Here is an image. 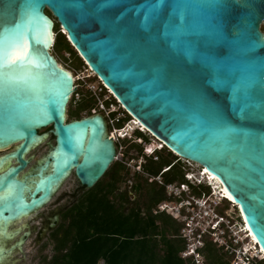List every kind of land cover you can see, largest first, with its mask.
<instances>
[{
	"label": "water",
	"instance_id": "water-1",
	"mask_svg": "<svg viewBox=\"0 0 264 264\" xmlns=\"http://www.w3.org/2000/svg\"><path fill=\"white\" fill-rule=\"evenodd\" d=\"M69 2L71 7H61ZM155 2L0 0V30L9 28L0 54L23 33L37 62H24L16 82L0 80V149L17 145L0 165L9 159L19 163L0 171V264H16L12 255L23 254L29 235V229H10L12 224L42 213L71 173L92 188L117 156L103 115L67 119L75 87L49 51L53 17L129 115L174 155L218 179L264 249V0H243L245 8L229 0L219 34L194 14L197 34L190 36L169 26L171 0L146 27V10ZM49 136L55 144L49 143L29 174L20 175L28 165L25 154ZM249 209L256 212L255 223Z\"/></svg>",
	"mask_w": 264,
	"mask_h": 264
},
{
	"label": "trees",
	"instance_id": "trees-1",
	"mask_svg": "<svg viewBox=\"0 0 264 264\" xmlns=\"http://www.w3.org/2000/svg\"><path fill=\"white\" fill-rule=\"evenodd\" d=\"M65 38V34L59 33L54 46L72 52L71 44ZM80 60L85 66L81 57ZM92 106V99L81 101L77 111H69L70 118H82L79 112ZM136 134L141 138L144 136L140 130ZM176 164L166 158L151 159L145 169L157 176L163 168H168L162 173L165 184L186 181L183 174L176 171ZM124 168L112 163L104 175L111 174L110 181L101 185V178L65 211L62 226L51 231L54 253L46 264H185L180 257L185 249L184 240L169 237L170 231L177 235L179 228L170 217L163 219L151 214L153 205L170 199L164 185L159 188L135 185V188L145 190L147 201L144 208L136 203L129 208L126 205L132 203L129 194L117 193L121 181L119 172ZM193 193L199 194L200 190L193 188ZM144 209L149 214L144 213ZM160 218L162 227L157 223ZM212 244L206 242L203 249L210 264H229L224 260L225 255L219 254ZM260 263L264 264V259Z\"/></svg>",
	"mask_w": 264,
	"mask_h": 264
},
{
	"label": "rangeland",
	"instance_id": "rangeland-1",
	"mask_svg": "<svg viewBox=\"0 0 264 264\" xmlns=\"http://www.w3.org/2000/svg\"><path fill=\"white\" fill-rule=\"evenodd\" d=\"M50 16L52 17V15ZM53 19L55 20L54 30L56 37L59 33L63 35L60 24L57 22V20L54 17ZM261 29L264 32V22L261 26ZM65 39L66 41H68L67 37ZM71 46L69 47L72 49V52L65 49L64 47L58 48L56 46H53L51 48V52L56 57L57 61L64 68L70 70L75 77V84H74L75 90L68 103L67 119L68 120L76 119L75 117L70 118L69 111L71 110L77 111L81 101L92 99L93 106L91 108H87L85 110L80 111L79 116L85 117L92 115L95 112L104 115L106 117L108 134H109V132L113 130L114 126L121 127L125 125L126 121H128L129 119V115L123 112L121 105L108 93L107 89L104 88L102 81L90 70V68L86 65L85 62H84L85 63L84 66V64L80 60V55L74 49V47ZM113 111H115V113L109 115V113ZM49 129H51V126L42 129L40 131L41 133H44L47 132ZM126 132L132 134L133 131L129 132L127 130ZM143 134L144 136H142V141H143L142 143L137 142L136 135L138 134H135L132 139L126 138L124 140L120 139L119 141H115L117 147V156L113 164L116 163V167H119L120 165H123L125 167L119 172L121 181L118 183V190H117L118 192L117 191L116 192L117 193L125 192L129 194L130 200L132 201V203L126 204L127 207L129 208L132 207L134 203L139 204L140 206L143 207L145 202L147 201V199L144 196L145 190L144 189L139 190V188H135V185L140 184L143 186V188H147V187L159 188L160 186L162 187L160 181H163L165 179L164 176H162V172L164 168L162 169L161 173L157 176L151 175L145 169V166L148 165V162L151 159L154 161H160L162 158H166L172 162H177L176 171H180V173L183 174L184 177H185V173L190 172L192 174H195L194 177L195 181L197 180L201 181V179H199L198 176L201 167L197 166L195 163L186 162L183 159H179L178 157H176V155L171 154L169 150L164 147L160 148V150L158 149L154 153V155H148L146 153L147 146L153 143L152 142L153 137L145 132H143ZM49 140H51L50 143L52 145L55 144V137L52 138L51 136H49L46 140H44L42 143L37 145L33 150L35 156L32 163H35V161L39 160L41 157L45 155V153L48 152L49 147H47L45 143L49 142ZM110 179H111V174H107L100 180L101 185L106 182H109ZM202 183L203 185L200 186L198 189L202 192H206V194H210L212 189L211 185L206 184L205 181ZM77 189H78V180L75 177L74 173H71L69 177L63 182L61 187L57 190L52 200L49 203H47L43 208H41L40 212L48 213L51 212L53 209H55L56 206L64 207L70 205L71 203L74 202L76 198L74 197V194L77 192ZM166 196L168 195L166 194ZM118 197L119 195L117 196L116 200L118 199ZM207 199H210V202L215 201V204L219 203L218 206H215L216 212L218 214L225 217L228 216L235 223L239 220L238 208L233 207V205L228 201L221 200V198L218 195L214 197L209 195ZM165 201H168V199ZM159 204L160 203H158L157 205H153L151 214L156 215L155 210H158ZM143 211L144 213L149 214L147 210L144 209ZM157 215L163 219H167L170 217L172 219V223L179 228L177 235H172L174 234V231H170L171 233H169V237L171 238L176 237L183 239L182 238L183 236H181L184 228L183 222L177 220L168 212H159ZM161 218L158 219L157 223L159 226L162 227L163 225L161 224L162 223ZM34 219L35 217H30L28 221H30L31 224H33ZM36 220L38 221V219ZM40 233H41L40 229L29 230V235L22 244V251L24 256L22 252H15L12 255L13 262H15L16 264H46V260H49L54 253L53 250L54 242L51 239V231L47 232L40 241H37ZM183 240H184L185 248H187L189 246L188 241L187 240L185 241V239ZM203 241H204V246L202 248L201 253L204 258V264H210L209 259L206 257V254L204 255L203 253L204 252L203 249L205 247L206 242H212L213 243L212 246L214 247V249H216L219 254L225 255L224 260L227 261L229 264H232V256L224 248L220 247L219 244L211 240L210 237H203ZM246 243L247 245H250V243L248 242ZM251 255H253V253H251ZM252 264H261V263L258 258H255V261L252 260Z\"/></svg>",
	"mask_w": 264,
	"mask_h": 264
},
{
	"label": "built area",
	"instance_id": "built-area-1",
	"mask_svg": "<svg viewBox=\"0 0 264 264\" xmlns=\"http://www.w3.org/2000/svg\"><path fill=\"white\" fill-rule=\"evenodd\" d=\"M103 86L117 101L112 92L106 88L105 85ZM121 108L124 113L129 115L122 105ZM114 113L115 111L109 113V115ZM134 120L135 118L129 115V119L126 121L125 125L121 127L114 126L113 130L109 132V135L111 137L113 136L115 141H119L120 139L124 140L126 138L132 139L137 130L147 133V131L137 123L135 124L136 128L133 130L132 134L126 132L127 126ZM121 132L124 134L122 138L119 137ZM136 139L138 143L143 142L142 138L137 135ZM155 152L156 150L151 154H147L154 155ZM167 169L168 168H165L163 172ZM191 175L192 173L187 172L185 175L186 181L181 184L177 182L165 184L163 181H160V183L164 185L170 200L161 202L158 205V210H155L156 214L159 212H168L174 218L184 223L181 236H183L182 238L185 239V241H188L189 246L180 253V257L184 260L185 264H204V258L201 253L204 246L203 237H210L211 240L229 252L232 256V264H252V260L255 261V258L259 260L264 259V252L258 242L252 238L251 232L247 228L242 217L235 223L228 216L225 217L216 212L215 206H218L219 203L215 204V201L210 202V199H207L209 195L214 197L211 188L210 194H206V192L202 191H200L199 194H193V188H199L203 183L199 180L195 181ZM220 198L221 200L224 199L222 197ZM177 200H179L178 203L176 202ZM246 242L250 243V245H247ZM251 253H253V255H251Z\"/></svg>",
	"mask_w": 264,
	"mask_h": 264
},
{
	"label": "snow or ice",
	"instance_id": "snow-or-ice-1",
	"mask_svg": "<svg viewBox=\"0 0 264 264\" xmlns=\"http://www.w3.org/2000/svg\"><path fill=\"white\" fill-rule=\"evenodd\" d=\"M167 0H156L155 3L149 5L146 10L144 23L149 26L150 23L157 19L161 9L166 5ZM231 3L238 5L240 8H245L247 5L243 0H231ZM72 4L62 3L61 7H71ZM172 12L169 14L168 24L174 29L175 34L179 36H190L197 34L191 26L190 17L194 14H199L204 17L207 22L206 27L210 28L213 34H219L221 31V13L229 7V0H171ZM177 18L180 21L176 25ZM213 21L215 23H213ZM241 23L248 24V21L242 17ZM250 26V25H249ZM205 29H200L203 32ZM9 34V28L5 27L0 30V50H2ZM9 50L6 54H0V80L7 79L11 82H16L21 79V70L25 69L24 62L36 65V54L29 55L28 38L25 34L20 33L9 43ZM9 70V71H5ZM250 218L253 223L256 221V212L254 209H249ZM260 234L264 235V228L260 229ZM255 239V237H254ZM264 251V249H262Z\"/></svg>",
	"mask_w": 264,
	"mask_h": 264
},
{
	"label": "flooded vegetation",
	"instance_id": "flooded-vegetation-1",
	"mask_svg": "<svg viewBox=\"0 0 264 264\" xmlns=\"http://www.w3.org/2000/svg\"><path fill=\"white\" fill-rule=\"evenodd\" d=\"M47 14L49 15H52L51 12L49 10H46ZM50 130V129H49ZM48 130V131H49ZM41 133V131H40ZM52 135V134H51ZM49 143L50 142H46L45 145L47 147H49ZM17 145H12L8 148H5V149H0V158L15 151ZM36 146H34L33 148H31L24 156V158L26 160H28V165L20 172V175H24V174H29L33 168H35L38 164V160L35 161V163H32L33 159H34V152L33 150L35 149ZM49 151V150H48ZM48 153V152H47ZM45 153V155L47 154ZM44 155V156H45ZM179 158V157H178ZM180 159V158H179ZM177 163V162H176ZM19 163L17 162L16 159H9V160H6L4 161V163L2 165H0V171L1 170H4L5 168H7L8 166H11V165H18ZM75 175V173H74ZM186 175V173H185ZM75 177L77 178V176L75 175ZM78 180V178H77ZM185 182V181H184ZM178 184H181L183 182H177ZM87 190V188L83 185H81L80 181L78 180V189H77V192L74 194V197L75 201H77V199L81 196V194H83L85 191ZM194 194V193H193ZM73 202V203H74ZM177 203L179 202V200L176 201ZM71 203L70 205L68 206H64V207H59V206H56L55 209H53L51 212H48V213H34V214H37L35 219H34V223L31 224L30 221H25V218H23L22 220L12 224L10 226V229L12 230H16V229H29V230H36V229H40L41 230V233H40V237L42 238L43 235L49 231H52L54 229H59L62 224L64 223L65 219H64V213L65 211L73 204ZM158 214V213H157ZM33 215V214H32ZM58 216V220L56 221L55 220V217ZM29 217V216H28ZM38 219V221L36 220ZM18 250V249H17Z\"/></svg>",
	"mask_w": 264,
	"mask_h": 264
},
{
	"label": "bare ground",
	"instance_id": "bare-ground-1",
	"mask_svg": "<svg viewBox=\"0 0 264 264\" xmlns=\"http://www.w3.org/2000/svg\"><path fill=\"white\" fill-rule=\"evenodd\" d=\"M52 19V18H51ZM53 20V24L55 22L54 19ZM51 32H52V42H51V46H50V52H51V48L54 46V43H55V39H56V34H55V30H54V27L51 28ZM65 32V31H64ZM59 63V62H58ZM59 65L61 67H63L60 63ZM64 68V67H63ZM66 69V68H65ZM68 70V69H67ZM69 74L73 77V82L75 84V77L74 75L72 74V72L70 70H68ZM94 114H98V112H95ZM140 124V122L135 119L133 122H130L129 125L127 126V129L129 132L133 131L135 128H136V125L135 124ZM141 125V124H140ZM142 126V125H141ZM143 129H145V127L142 126ZM146 130V129H145ZM147 131V130H146ZM148 134H150L149 132H147ZM151 135V134H150ZM124 136L123 132H121L119 134V137L122 138ZM152 136V135H151ZM113 137V136H112ZM153 137V136H152ZM152 142L150 145L147 146V150H146V153H152L153 151H157L158 149H160L161 147H164L163 145V142L162 141H159L158 139H156L155 137H153L152 139ZM157 142V143H156ZM186 162H189L187 160H185ZM197 166L201 167L200 165L196 164ZM204 169V170H203ZM203 170V171H202ZM199 176V179H201L202 182H206V184H210L211 187H212V192H213V196H216L218 195L219 197H222L224 198L223 200H226L228 202H234V200L232 199L231 195L229 194V192L226 190V188L221 185V183L218 181V179L212 175L211 173H209L204 167H201V170L198 174ZM192 178L195 177V174H192L191 175ZM241 212H239L240 214ZM241 215V214H240ZM243 218V216H240ZM245 222V221H244ZM246 224V222H245ZM247 228L249 229L248 225L246 224ZM250 231V229H249ZM251 232V231H250ZM251 236L252 238L254 239V235L251 233ZM256 240V239H254ZM257 241V240H256Z\"/></svg>",
	"mask_w": 264,
	"mask_h": 264
},
{
	"label": "clouds",
	"instance_id": "clouds-1",
	"mask_svg": "<svg viewBox=\"0 0 264 264\" xmlns=\"http://www.w3.org/2000/svg\"><path fill=\"white\" fill-rule=\"evenodd\" d=\"M137 132V131H136Z\"/></svg>",
	"mask_w": 264,
	"mask_h": 264
}]
</instances>
